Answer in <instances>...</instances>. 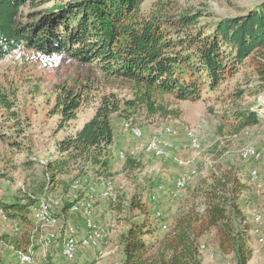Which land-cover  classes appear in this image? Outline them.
<instances>
[{
    "label": "rangeland",
    "instance_id": "1",
    "mask_svg": "<svg viewBox=\"0 0 264 264\" xmlns=\"http://www.w3.org/2000/svg\"><path fill=\"white\" fill-rule=\"evenodd\" d=\"M158 1L169 15L186 9L200 10L209 16L200 22H209L243 16L264 0H144L141 8L148 12ZM255 80L252 68L247 65L216 91H202L198 100L177 101L170 95L160 96L165 110L173 114L149 115L143 108L124 103L133 99V86L127 81L106 78L93 67L65 55L44 56L25 48L12 52L0 61V264H22L18 259L20 252H29L28 264H88L90 261V264H119L123 257L119 236L126 230L125 221L138 222L145 217L138 210L119 214L110 209L112 204L123 200L124 205L129 206L133 199H140L159 238L169 229L175 216L192 207L199 210L207 184L214 176L228 170L244 186L238 203L252 251L249 264H264V209L261 207L264 185L253 183L249 177L250 171L255 170L264 180V92L255 93ZM65 89L83 93L76 118L69 122L64 121L57 102ZM235 89L243 90V95L228 100ZM109 95L119 100L120 108L112 117L114 140L110 176L96 175L92 169L70 162L51 182L48 163L66 159V155L58 151V144L81 129L92 118L102 98ZM236 109L255 111L258 123L233 133L234 122L228 116ZM131 128L140 130V137H134ZM166 129L171 132L166 136L172 147L169 159L147 153L145 147L151 134H164ZM188 134L197 139V148L190 146ZM179 145L182 152L174 149ZM246 148L259 153V159H241V152ZM126 159L135 160L141 167L124 170ZM181 176L187 180L178 191L175 186ZM74 182H78V189H72ZM29 196L38 199V203L50 198L56 204L51 206L46 220H37L36 226L40 224L41 230L33 228L36 239L23 251V240L19 238L31 224L24 226L8 218L1 208L3 204ZM75 202L82 214L69 211ZM86 209L92 214L95 227L102 229L105 235L98 248L79 246V240L88 231L83 216ZM258 213L262 224L254 220ZM67 225L78 235L75 262H66L61 255L60 237ZM48 234L54 235L51 244L45 242ZM258 236L263 238V243H258ZM15 239L19 240L17 245L6 243ZM146 240L156 241L150 237ZM199 243L202 264H234L232 255L220 253L213 230ZM80 250L99 251L89 254L79 253ZM99 253L103 257L97 261L94 258Z\"/></svg>",
    "mask_w": 264,
    "mask_h": 264
},
{
    "label": "trees",
    "instance_id": "2",
    "mask_svg": "<svg viewBox=\"0 0 264 264\" xmlns=\"http://www.w3.org/2000/svg\"><path fill=\"white\" fill-rule=\"evenodd\" d=\"M143 1L0 0V61L20 48L44 56L65 55L106 78L131 83L133 99L124 103L143 108L149 115L173 114L165 110L160 96L198 100L202 91H216L247 65L256 79L255 93L264 92V1L243 16L209 22H200L209 17L200 10L169 15L160 1L144 12ZM243 93L235 89L228 100ZM82 94L65 89L58 96L64 121L76 118ZM119 109L114 95L103 97L92 118L58 144L66 159L48 163L51 182L70 162H78L96 175L110 176L112 117ZM228 118L234 122L235 134L259 121L251 109H236ZM140 167L133 159L125 160L124 170ZM212 179L201 195V208L192 207L175 216L159 238L140 199H133L129 206L123 200L112 204L110 209L119 214L138 210L145 217L138 222L125 221L126 230L119 236L120 264H202L199 242L210 230L215 232L221 254L232 255L234 264H249L252 251L238 203L244 186L231 170ZM37 205L38 199L29 196L1 208L8 218L24 226L31 224L19 238L23 251L36 239L33 228L41 230L32 214ZM147 237L156 241L147 242ZM6 243L17 245L19 240Z\"/></svg>",
    "mask_w": 264,
    "mask_h": 264
},
{
    "label": "bare ground",
    "instance_id": "3",
    "mask_svg": "<svg viewBox=\"0 0 264 264\" xmlns=\"http://www.w3.org/2000/svg\"><path fill=\"white\" fill-rule=\"evenodd\" d=\"M130 132L134 137H140V135H141L140 130H138L137 128H131ZM162 133H163V131H162ZM170 135H171V132H170V130H167V129L164 130V134H160V133H156V132L151 134V137L149 136L150 139L148 141L147 146L145 145L146 146L145 151L147 153L153 154L154 157H158L160 159L161 158L162 159H169V157L171 155V154H169V150L172 147L166 141V136H170ZM187 136L189 138L188 140H189L190 146L192 148H197L198 147L197 139L192 134H188ZM171 139H172V137H170L169 140L171 141ZM180 151L182 152V150H180ZM151 154H149V155H151ZM252 155H256L253 160L259 159V153H256L255 150H253V149L246 148L241 152V159H243L244 161L250 160V156H252ZM176 156L177 155H175V157ZM255 175H257V176H255ZM249 177H250L251 181L255 184L261 183L262 177L260 176V174L257 171H255V170L250 171ZM186 180H187V178L185 176H181V178H179L177 183H176V186H175L176 190L179 191L178 188H180V190H182L185 186ZM81 206H80V208H81ZM261 207L264 209V201L262 202ZM91 215L92 214H90L89 210H87V209L83 210L85 226H86V230H88V231L86 234H84V237H82L79 240V246L80 247H97V246H100L99 244H101L102 241L104 240L105 235H104L103 230L95 227ZM254 217H255L254 220L256 223L262 224V216L259 213L256 214ZM255 232L258 233L259 231L255 230ZM257 241H258V243H263V238L258 236Z\"/></svg>",
    "mask_w": 264,
    "mask_h": 264
},
{
    "label": "built area",
    "instance_id": "4",
    "mask_svg": "<svg viewBox=\"0 0 264 264\" xmlns=\"http://www.w3.org/2000/svg\"><path fill=\"white\" fill-rule=\"evenodd\" d=\"M161 143V142H160ZM182 145L179 147L174 148L175 150H180ZM256 155L250 156V160H253ZM247 160V161H250ZM257 176V175H255ZM181 178V177H178ZM262 185H264V180H261ZM72 189H78V182H74L72 184ZM180 190V188H178ZM53 202L50 198L42 200L38 203L37 207L32 210L33 216L38 220L39 218L46 220L49 217L50 209ZM69 211L73 214H82L78 210V202H75L70 207ZM54 241V235L48 234L45 237L46 244H51ZM61 241V255L64 261L66 262H75L77 259V252H78V235L76 234V230L67 225L64 226L63 235L60 237ZM30 254L29 252H20L18 253V259L22 264H28L30 262Z\"/></svg>",
    "mask_w": 264,
    "mask_h": 264
},
{
    "label": "crops",
    "instance_id": "5",
    "mask_svg": "<svg viewBox=\"0 0 264 264\" xmlns=\"http://www.w3.org/2000/svg\"><path fill=\"white\" fill-rule=\"evenodd\" d=\"M81 235H83V233L82 234H80L79 236H81ZM217 247H218V245H217ZM100 250V249H99ZM99 250H80L79 251V253L80 252H82V251H84V252H86V253H89V254H93L94 252H98ZM98 256H96L94 259H96L97 261L98 260H100L102 257H103V254L102 253H99V254H97ZM93 256V255H92ZM123 258V257H122ZM91 262V261H90ZM90 262H88V264H90ZM121 263V262H120ZM119 263V264H120Z\"/></svg>",
    "mask_w": 264,
    "mask_h": 264
}]
</instances>
